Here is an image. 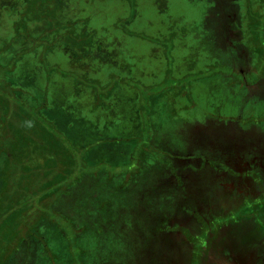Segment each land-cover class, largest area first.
<instances>
[{
  "label": "rangeland",
  "instance_id": "374dc122",
  "mask_svg": "<svg viewBox=\"0 0 264 264\" xmlns=\"http://www.w3.org/2000/svg\"><path fill=\"white\" fill-rule=\"evenodd\" d=\"M13 1L0 0V57L5 53L16 54L15 45L18 42L26 44L24 47L28 50H34L29 55L31 63H21L23 69L13 77L17 79L20 74L19 77L23 76L21 82L27 87L25 92L28 96L25 94L22 100L26 99L28 103L31 100L29 105L35 106L37 101L32 100L42 102L44 97L48 115L58 119L65 114L73 122L72 129L79 132L78 138L83 136L89 141L97 139L101 142V134L117 136L123 130L127 136L133 135L136 129L124 127H136L140 122L144 126L143 136L146 133V138L150 139L155 135V128L161 127L164 132L182 125L195 127L192 134L199 139L206 135L211 138L212 131L219 124L215 120L228 126L233 119L232 115L237 107L232 99L235 90L241 88L239 85L234 88L228 80L229 76L239 77V74L233 66L235 54L231 53V57H228L230 52L219 45L221 37L225 35L228 39L229 32L236 33L242 23L241 29L247 30L245 39L242 32V40L250 48L251 58L255 56L262 59L264 54V0H236L242 9L239 19L233 20L235 17L232 13L230 19L221 20L222 23L215 17L216 0H61L60 4L56 2L53 24H47V20L40 17L37 22L28 21L27 31L23 27L26 18L21 15L25 14L21 7L26 9L27 3L24 0H15L13 5H9ZM244 17L246 21H242ZM18 34L22 35L21 41H15ZM259 62L255 60L254 65L259 67L253 73H247L248 81L253 80L257 72H263L264 60L261 61L263 64ZM64 72L68 74L66 79L62 77ZM14 100L11 101L15 102ZM2 108L0 146L17 145L19 141L21 146L18 148L30 150V155L36 153L40 157L30 159L25 152L20 158L16 156L15 159L13 157L8 160L6 167L0 165V170L3 171L0 179L3 181V190L0 189V211L3 212L0 213L3 215L0 217V264L23 237L27 236L26 229L31 221L26 217V212H23L22 205L17 207L18 211H13H21L24 216L21 214L16 220L7 218L11 214L10 208L16 196L21 194L27 197L33 206L32 210L40 216L45 213L52 214L53 208L48 206L50 202L41 200V193L36 191L40 178L38 175L30 176L28 171L55 159L52 152L49 153V148L55 153L57 145L60 146L59 140L64 141L55 120L53 127H50V118L45 120L42 117L41 124L35 121L30 130L22 126L20 132L15 129L17 121L19 124L25 122V125L29 121H23L22 115L16 121L13 110L5 109V106ZM246 113L250 117L247 120L252 119L254 124L253 133L264 136V102L256 110L248 105ZM23 114L26 115V112ZM30 115V118H35L31 113ZM256 125L258 127L254 128ZM45 127L51 135L42 131H47ZM33 131H38V135L29 141L27 137ZM225 136L226 134L223 135ZM217 139L220 143L221 139ZM64 145L68 146L67 143ZM100 147L102 146L98 148ZM252 150L256 156L257 153L263 154L264 138L259 145L254 139ZM70 151L81 163L86 153L75 146ZM226 152L233 157L235 145L226 147L223 157H226ZM216 153L218 155L220 151L216 149ZM5 154L8 155L7 152ZM91 154L93 157H100V150ZM60 157L63 158L62 154ZM21 166L25 168L22 169ZM119 169L129 171V167ZM156 187L154 185L151 190L155 191ZM34 191L40 198H30ZM129 191L138 194L137 190ZM148 195L143 194V197L147 198ZM120 200L124 201L122 207L129 208L126 230L131 237L139 230L149 229L157 221L156 215H145L146 210L141 206L132 208V202ZM4 204L6 209L2 208ZM152 210L156 212L154 208L150 209L154 213ZM59 219H55V228L49 233L50 241H55L56 244L48 245L50 248L62 247L59 237H62L60 230L63 228L67 232L66 237L72 239V251L76 253L78 248L75 229H72L71 223L65 221L66 219L61 218L63 223ZM31 222L34 223V220ZM234 236L241 244L235 250L236 253H233L235 257L238 255L236 264H251L252 260L245 259L246 255L242 253L250 244L247 245L244 241L241 231L235 230ZM244 236L256 246L257 242L251 234L250 238L247 236L246 230ZM149 238L154 242L153 237ZM125 241L122 238L121 243L114 246L110 253L109 260L114 264L123 262L116 260L117 253L121 252L124 261L131 255L125 251ZM245 244L247 247L241 249ZM142 245L146 246L144 242ZM43 251L44 247H37L33 252L41 253L37 257L40 258L46 256ZM50 253L53 254V249ZM145 255L144 264H150L151 261L147 259H151L152 253L146 250ZM178 256L174 251L173 264L181 263V257ZM99 259L100 264H104L106 259ZM253 259L256 257L253 256ZM28 263L31 264V258L26 262Z\"/></svg>",
  "mask_w": 264,
  "mask_h": 264
},
{
  "label": "trees",
  "instance_id": "16d2710c",
  "mask_svg": "<svg viewBox=\"0 0 264 264\" xmlns=\"http://www.w3.org/2000/svg\"><path fill=\"white\" fill-rule=\"evenodd\" d=\"M24 1V3H27V6L26 9L21 7V11L25 12V14L21 15L26 18V21L23 22V27L26 31L28 30V21L34 20L37 22L40 20V17H44V20H47V24H53L57 7L56 2L60 4L61 0ZM14 2L15 0L13 3L9 2V5H13ZM18 35L15 41L22 40L20 38L22 35ZM74 40L76 42V39ZM25 45L18 42L15 45L16 54L5 53V55L0 57V109H3L2 106H5V109L13 110L16 121L17 119L19 120L21 115L23 116V121H29L26 125L25 122L19 124L17 121L15 129L18 131L23 129L22 126H26L30 130L32 123L35 121L41 124L42 117L46 118L45 120L51 119H49L51 122L48 124L50 127H53L55 120L58 124L57 129H59V134H62L60 136L64 141L59 140L60 146L57 145L55 153L52 148H49V153L51 151L55 159H50L46 165L45 163L40 164L34 170L28 167L30 169L28 174L30 173V176L38 175L40 178L36 191L41 193V200L44 199V202H50L48 206L49 208H53L52 214L45 213L40 216V214L32 210L33 206L27 197L25 198L21 194L18 197L16 196L13 202L15 205L12 204L10 208L11 214L7 218H14L16 220L21 214L23 215L24 213H21V211L19 213L13 211L16 209L18 211L17 207L22 205L24 208L23 212H26V217L29 220L31 219V221L34 220V223L31 221L28 223L29 228L26 229L27 236L23 237V240L14 247L11 255H9L10 258L7 257L1 264H8L12 256L14 260L13 262L10 261L12 264H23L24 262L21 261L20 256L24 253L22 247L26 243L25 240L29 241L30 255L28 259L31 258V263L35 259V254L38 256L41 254L34 253V248L44 247L45 251L42 253L46 256L39 258L40 264H100L99 257L106 259L104 264H114L109 260L110 253L114 249V246L121 243L122 238L124 241L126 240L125 251L131 255L124 261L125 258L122 257L121 252L117 253L115 255L116 260L123 262L116 264H144L146 259L145 252L146 250L150 252L149 247L154 244L157 248L154 252V254L157 253L156 259L153 260L151 258L147 260L158 264L160 263V259L163 258V253L159 252L161 250L159 247L161 246V242H163V239H160V232L164 230L166 223H182L187 216H194L203 224L202 236H205V238H202L201 235V238L193 237L191 233L185 231L188 240L194 245L195 251H193L194 258L192 259V264H200L199 253L202 249L203 241L209 239L212 242L210 234L213 235L215 230L210 229V226L206 224L199 208L203 203H211L212 198L207 197V194L201 198L198 197L196 192L200 188V185L198 186L199 182L192 181L190 183V181L185 180V176L191 172L188 170L190 167L196 169L197 173L207 171L204 157L209 156V151L206 152L196 143L200 139L197 138L195 140L192 134L195 128L190 125H182L164 132H162L161 127L155 128V135L150 139L146 138L148 137L146 133L145 137L143 136L144 126L140 122L136 127H124L136 129L134 134L130 136H127V133L123 130L117 136L101 134V142L97 141V139L89 141L83 136L78 138L79 132L72 129L73 122L69 117L63 114L56 119L48 115L49 112H47V103L44 97L42 102L37 99L32 100L37 101L35 106L29 105L31 100L29 103L26 99L22 100L27 88L21 82L23 76L19 77L20 74L17 79L13 77L17 75L18 71L20 72V69H23L21 68V63H31L32 59L29 55L34 50H28L24 47ZM103 47H105L104 44ZM40 55L43 54L41 53ZM27 56H29L28 60H26ZM41 59L42 57L39 60ZM67 75L66 73L62 75L63 79H66ZM14 98L17 100L15 101ZM23 112H26V115ZM30 113L36 119L30 118ZM37 115L38 118L36 117ZM46 130L42 131L48 132L51 135L47 128ZM31 133L33 134L27 137L29 141L38 135V131ZM82 139L83 141H81ZM220 139V146L223 145V148L229 146V140L223 136ZM9 140L10 138L7 140L8 143ZM18 143L17 145L5 144L2 147L0 146V160L4 158L0 161V165L6 167L8 160H11L13 157L15 159L16 156L20 158V155L25 154V152L27 157L30 156V159L38 156L36 153L30 155V150L24 151V149L18 148L21 146L19 141ZM64 143H67L68 146L65 147ZM72 146L86 153L81 163L71 154L70 150H72ZM99 146L102 147L98 148ZM98 150H100V157H93L91 153H95ZM61 154L63 158L60 157ZM193 163L195 166H193ZM122 167H129V171H121L119 168ZM21 168L24 169L25 167L21 166ZM0 175V179H2L3 171L1 170ZM252 177L256 181L260 195L258 198L245 200L246 205L244 204L245 210L243 212H246L247 216H244V213L242 216L232 217L233 214H230L226 216L222 215L221 217L231 218L232 221L238 220L244 226H246V223L253 222L254 228L250 231L251 236L254 240L258 241L264 238V187L259 174L254 173ZM154 185L157 186L155 191L151 190L154 188ZM2 186L3 181H0V189L3 190ZM130 189L137 190L138 194H132L129 191ZM36 191L31 193L33 195L30 197L31 199L40 198L37 196ZM149 192L152 193L148 195ZM143 194H147L148 197L144 198ZM120 199L132 202V208L135 207L137 209L138 206H141L146 210L145 215H156L157 221L151 227L149 226L151 229L139 230L132 237L131 234L128 235L129 232L126 230V225L129 222L127 220V213L130 212L129 208L122 207L124 206V201ZM44 202H42V206ZM2 208L6 209L5 204L2 205ZM151 208H154L156 212L152 210L154 212L152 213L150 211ZM29 209L31 213H29ZM0 213L3 212L0 211ZM2 216L0 215V217ZM54 218H60L59 221L61 223L64 221L61 218L66 219L65 221L71 223L72 229L74 227V236L78 248L76 253L72 251V239L66 237L67 232L63 228L60 230L62 237H59L62 247L60 249L57 246L50 248L51 246L48 245L52 243L56 244L55 241H50L49 237V233L53 227L55 228L54 224L57 222ZM65 225L67 227L70 226ZM214 226L216 228L220 226L219 221L215 222ZM210 230L213 232L210 233ZM148 236L153 237L154 242ZM143 242L146 244L145 247L142 245ZM52 249L53 254L50 253Z\"/></svg>",
  "mask_w": 264,
  "mask_h": 264
},
{
  "label": "flooded vegetation",
  "instance_id": "af4514ba",
  "mask_svg": "<svg viewBox=\"0 0 264 264\" xmlns=\"http://www.w3.org/2000/svg\"><path fill=\"white\" fill-rule=\"evenodd\" d=\"M215 4L217 8L214 11L215 17L217 16L219 23H222L223 20H229L232 13L235 17L233 20L239 19L240 10L242 9L237 5L236 0H216ZM242 21H246V17ZM241 26L242 23L239 24L236 33L229 32V38L227 39L224 35L219 42L220 47L223 46L225 50L230 52L228 57H231V53L235 54L233 66L236 68L235 72L239 74V77L233 75L228 77L234 88H237L238 85L241 86L238 91L235 90V93L232 91L234 93L232 102L237 107L235 108L234 115H232L233 119L230 120L228 126L223 125L221 121L215 120L219 124L212 131L211 138H208L206 135L204 138L196 141L202 149L206 152L209 151V156L204 157L207 171L197 173L196 169L190 167L188 170L191 172L188 171V175L185 176V180L190 181V183L192 181L199 182L198 186L200 185V188L196 192L198 197L201 198L207 194V197L212 198L211 203H203L199 207L201 216L206 221V224L210 226V229L215 230L213 235L210 234L212 242L209 239L203 241L202 249L199 253L200 264H236V257L238 255L235 257L233 253H236L235 250L241 244L234 236L235 230L241 231L244 241L247 245L250 244L248 247L246 244L241 247V249L245 248L244 246L247 247L244 251L245 253L242 252L246 255L245 259L248 258L249 261L251 259V264H264V238L258 241L255 240L257 244L254 247L248 241V238L244 236L246 230L247 236L250 238V231L254 228L253 222L246 223V226H244L238 220L232 221L231 218L221 217L222 215L226 216L230 214H233L232 217H235L238 216L237 213H240L241 216L245 213L244 216H247V213L243 212L246 205L245 200L258 198L260 195V190L252 177L254 173L260 175L264 187V153H257V156L252 153L253 140L256 139V144L259 145L263 141L264 136L260 133H257V135L253 133L254 124L252 119L247 120L250 117L246 113V111L248 112V105H251L252 110H256L257 107L261 108L264 102V70L261 73L257 72L253 80L248 81L246 77L247 73H253L259 67L258 65H254L255 60L260 61L259 64L264 63V54L262 59L255 56L251 58V50L245 46L246 44L242 40V32L245 39L247 30L244 31L241 29ZM226 64H228L227 61ZM257 127L258 125L254 128ZM224 134H226L224 138L229 140L228 145H235V155L233 157H230L227 152L226 157H223V150L226 147L220 146L217 138H221ZM194 137L195 140L198 138L197 135ZM205 141H208V143H205ZM216 149H218V152L220 151L222 159L220 153L217 155ZM193 166H195L194 163ZM223 200L225 203H223ZM217 221H219L220 226L216 228L214 225ZM202 230L203 224L194 216H187L182 223H166L164 230L160 232V239H163V242H161V246L159 247L161 250L159 252L163 253V258L160 259V263L158 264H173L172 255L174 251L176 256L179 255L178 257H181L180 264H192V259L194 258L193 251H195L194 245L188 240L185 231L191 233L193 237L199 238L200 235L202 236ZM212 232L210 230V233ZM202 238H205V236H202ZM25 242V245L22 247L24 253L20 256L21 261L24 262L23 264H26L30 255L29 241L25 240ZM149 248V253H152L151 258L155 260L157 256V253L154 254L157 249L155 244ZM256 254L258 255L256 256ZM253 256L256 257L255 260ZM37 257L39 256L35 254V259L33 260L35 262L31 264H40V260ZM10 261H14L13 256L8 264H12ZM150 264H155V262L151 261Z\"/></svg>",
  "mask_w": 264,
  "mask_h": 264
}]
</instances>
